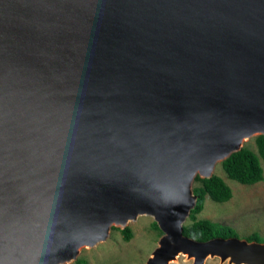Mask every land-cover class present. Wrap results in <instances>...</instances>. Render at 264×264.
Listing matches in <instances>:
<instances>
[{"label":"water","instance_id":"obj_1","mask_svg":"<svg viewBox=\"0 0 264 264\" xmlns=\"http://www.w3.org/2000/svg\"><path fill=\"white\" fill-rule=\"evenodd\" d=\"M259 135L264 0H0V264L71 263L141 215L145 264H264L183 232L196 177Z\"/></svg>","mask_w":264,"mask_h":264},{"label":"rangeland","instance_id":"obj_2","mask_svg":"<svg viewBox=\"0 0 264 264\" xmlns=\"http://www.w3.org/2000/svg\"><path fill=\"white\" fill-rule=\"evenodd\" d=\"M246 146L257 150L256 137L245 143ZM264 170V159H261ZM214 174L220 175L231 187L233 196L226 202H217L209 195L206 196L204 209L197 213L198 218H207L213 222L232 226L237 231V237L254 239L264 243V179L255 184H243L231 179L218 163ZM199 183L194 182V187ZM154 217L141 215L128 225L134 235L126 241L119 226H113L108 238L93 246L83 248L78 258L68 264H145L161 236L152 227ZM191 222L190 217L185 224ZM193 257L180 255L172 264H192ZM207 264L221 263L219 257L207 260Z\"/></svg>","mask_w":264,"mask_h":264},{"label":"trees","instance_id":"obj_3","mask_svg":"<svg viewBox=\"0 0 264 264\" xmlns=\"http://www.w3.org/2000/svg\"><path fill=\"white\" fill-rule=\"evenodd\" d=\"M256 144L257 150L245 145L240 151L233 153L222 162L223 169L231 179L243 184H255L264 179V170L261 164V159H264V135L256 137ZM195 182L199 183L194 187V193L198 198L190 214L191 222L184 225V234L199 241H206L214 237H237V231L232 226L197 217V213L204 209L207 195L217 202H226L233 196L231 187L223 177L217 174L210 178L197 176ZM152 227L161 235L163 234L156 221L153 222ZM121 232L126 241H129L134 235L133 229L129 226L121 229ZM248 240L253 241L254 239ZM84 262V260L79 261L80 264Z\"/></svg>","mask_w":264,"mask_h":264},{"label":"bare ground","instance_id":"obj_4","mask_svg":"<svg viewBox=\"0 0 264 264\" xmlns=\"http://www.w3.org/2000/svg\"><path fill=\"white\" fill-rule=\"evenodd\" d=\"M250 140V139H249ZM245 143H246V141H245ZM197 170V169H196ZM197 173L198 174H203V175H205V174H207L208 173V170H206L205 169V167H202V168H199L198 170H197ZM151 216V215H150ZM134 219H130L129 220V222H128V224H130V222H132ZM101 242H103V240L102 241H100L99 243H101ZM98 243V244H99ZM176 244H179L180 245V241H178V240H176ZM185 246H186V248H188V250H194V246L193 245H190V244H185ZM215 246H216V244L215 243H209V244H205V245H199L198 246V248H200L201 250H208L209 251V253H210V251L212 250V249H215ZM188 250H187V252H186V254H181V255H187L188 256ZM198 251V250H197ZM215 251V250H214ZM192 258V257H191ZM195 257H193V259H194ZM66 264H68V263H66Z\"/></svg>","mask_w":264,"mask_h":264}]
</instances>
